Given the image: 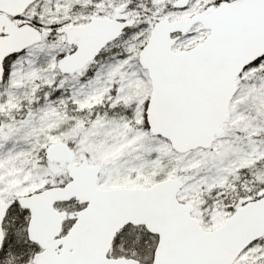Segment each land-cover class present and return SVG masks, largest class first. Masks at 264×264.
Returning a JSON list of instances; mask_svg holds the SVG:
<instances>
[{
  "label": "snow or ice",
  "instance_id": "1",
  "mask_svg": "<svg viewBox=\"0 0 264 264\" xmlns=\"http://www.w3.org/2000/svg\"><path fill=\"white\" fill-rule=\"evenodd\" d=\"M0 264H264V0H0Z\"/></svg>",
  "mask_w": 264,
  "mask_h": 264
}]
</instances>
